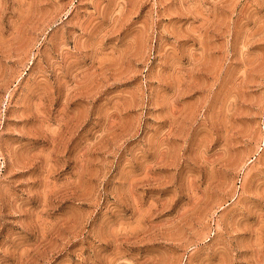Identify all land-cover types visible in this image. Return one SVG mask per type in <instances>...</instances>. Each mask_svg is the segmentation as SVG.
<instances>
[{"label":"rangeland","instance_id":"rangeland-1","mask_svg":"<svg viewBox=\"0 0 264 264\" xmlns=\"http://www.w3.org/2000/svg\"><path fill=\"white\" fill-rule=\"evenodd\" d=\"M0 264H264V0H0Z\"/></svg>","mask_w":264,"mask_h":264}]
</instances>
